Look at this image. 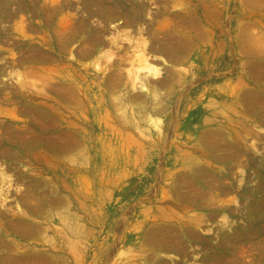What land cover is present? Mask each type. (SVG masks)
<instances>
[{"label": "rangeland", "instance_id": "obj_1", "mask_svg": "<svg viewBox=\"0 0 264 264\" xmlns=\"http://www.w3.org/2000/svg\"><path fill=\"white\" fill-rule=\"evenodd\" d=\"M262 198L264 0H0V264H250Z\"/></svg>", "mask_w": 264, "mask_h": 264}, {"label": "bare ground", "instance_id": "obj_2", "mask_svg": "<svg viewBox=\"0 0 264 264\" xmlns=\"http://www.w3.org/2000/svg\"><path fill=\"white\" fill-rule=\"evenodd\" d=\"M99 6V5H98ZM103 6H104V4H103ZM102 7V6H101ZM106 10V9H105ZM67 24V23H66ZM65 24V25H66ZM99 29V28H98ZM98 38V37H97ZM236 156V153H234V152H231L230 154H228L227 155V158L228 159H231V158H233V157H235ZM227 159V160H228ZM229 161V160H228ZM262 187V186H261ZM228 195V194H227ZM254 204V203H253ZM256 208L253 210V211H248V214L249 215H251V216H253V214H254V216L255 215H258L259 216V219H257V218H255L254 216L252 217V218H250L251 219V221L249 222V225L252 227L253 225V223H255V225L253 226V227H256L257 225H262V224H264V198H262V200L261 201H258V203H256ZM244 210V209H243ZM255 211V212H254ZM244 212V211H243ZM254 212V213H253ZM248 215V216H249ZM262 227V226H261ZM250 232V231H249ZM243 231L242 230H240L239 229V232H237V235L235 236V237H229V238H226L225 236L222 238V242H223V245L224 246H228V247H233V246H235V244H237V245H239L240 243H241V237H243ZM151 236V235H150ZM149 237V236H148ZM152 237V236H151ZM158 237V236H157ZM248 237V236H247ZM150 238V237H149ZM154 238H155V236H154ZM160 239V238H159ZM153 240V239H152ZM156 241V240H155ZM159 241V240H158ZM157 241V242H158ZM179 241H180V239H179ZM152 243H153V241H152ZM159 244L158 245H160L161 247H166V248H174V247H180V245H178L179 244V242H178V240H176V239H174V238H169V237H163V238H161V241L160 242H158ZM247 243V242H246ZM245 243V244H246ZM154 244H155V242H154ZM243 245V244H242ZM244 246V245H243ZM247 247V246H246ZM236 249V248H235ZM254 249V248H253ZM255 249L257 250V251H255L256 252V259L255 260H252V262H250V264H264V242L262 243V244H256L255 245ZM179 250V249H178ZM234 250V249H233ZM208 252V251H207ZM232 252H234V251H232ZM248 252H250V251H248ZM253 252V251H252ZM231 253V252H230ZM254 253V252H253ZM227 254V253H226ZM255 254V253H254ZM233 255V254H232ZM236 255V254H235ZM252 255V254H251ZM226 256V255H225ZM209 257V256H208ZM219 257V256H218ZM248 257H249V255H248ZM212 258V257H211ZM251 258V257H250ZM233 259V258H232ZM248 259V258H247ZM208 260V259H207ZM231 260V259H230ZM214 261V260H213ZM224 262V261H223ZM230 262H232V261H230ZM248 262V261H247ZM225 263V262H224ZM226 263H227V261H226ZM225 263V264H226ZM235 263L236 264H243L242 262H241V260H239V259H237L236 258V260H235ZM249 263V262H248Z\"/></svg>", "mask_w": 264, "mask_h": 264}]
</instances>
